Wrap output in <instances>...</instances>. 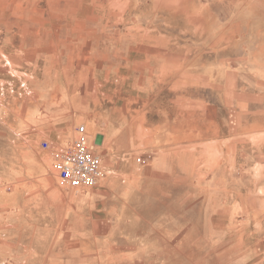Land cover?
<instances>
[{
    "label": "rangeland",
    "instance_id": "obj_1",
    "mask_svg": "<svg viewBox=\"0 0 264 264\" xmlns=\"http://www.w3.org/2000/svg\"><path fill=\"white\" fill-rule=\"evenodd\" d=\"M92 120L76 189L54 154ZM170 120L200 184L156 174ZM0 264H264V0H0Z\"/></svg>",
    "mask_w": 264,
    "mask_h": 264
},
{
    "label": "crops",
    "instance_id": "obj_2",
    "mask_svg": "<svg viewBox=\"0 0 264 264\" xmlns=\"http://www.w3.org/2000/svg\"><path fill=\"white\" fill-rule=\"evenodd\" d=\"M174 111V118H177V116L180 114L178 112H176V110ZM63 117L59 118V123L62 122ZM61 119V120H60ZM41 121H39L36 116L33 120V122L30 124V126H34L33 128H41ZM127 122V120H125L124 118L120 117L119 119H117V121L115 122V126L113 127V134L112 136L114 137V139H122L125 136H127L126 134V129L123 128V125ZM58 123V122H57ZM74 125V124H73ZM87 125V124H86ZM88 127V131L91 137V140L94 142L92 134L90 133V129L92 131H95V129L97 128L99 131V136L104 137L103 134H101L102 132L106 131V125L104 126V123L101 120H95V121H91L89 122V124L87 125ZM78 128V127H77ZM77 128L75 127V134L70 133L69 138L72 141V144L68 147L66 141H64L61 146H63V152H66L68 150L71 149V147L73 146L76 136H77ZM131 131H134V128H131ZM138 130V129H137ZM193 133V132H192ZM164 135L162 136L163 139L159 142V143H155L154 141H149L146 139V142H144L147 146V149L149 150L150 153L154 152V149L157 147L158 144H160L159 148L161 149V153L160 155L156 156L154 158V162L158 161L157 163V167H155L157 169L156 174H161L164 177H169L171 179H178L180 181L183 180H191L197 184H200L197 182V177L195 176V173H197V168L194 167V172L193 174H186L185 172H182L181 170H186L189 169L190 167L186 165V162L182 161L185 159L186 153H182L181 151H178L179 149H181V147L183 146H187V145H191V144H195L193 141H189L187 142V131L184 130V128H180L176 122H172V120H170L169 122V129L167 131H165L163 133ZM200 134V133H199ZM46 136L50 139H54L56 140V142L60 145V140L61 137L58 135L56 137V135L52 132V130H46ZM131 136H134L133 133L131 134ZM148 136V135H147ZM136 137H139L138 135ZM149 138V137H148ZM67 140V138L65 137L64 140ZM102 139V138H101ZM154 139V138H153ZM46 141V140H45ZM48 142V141H47ZM105 142V140L103 141ZM150 143H151V147H150ZM154 154V153H153ZM152 158V156H151ZM182 161V162H181ZM183 178V179H180ZM102 181V180H101ZM100 181V182H101ZM99 182V184H100ZM40 198H45V201H51V202H56V201H65V202H70L68 199H65L64 195L59 196L58 194L56 195H51V194H39L38 195ZM60 198V199H59ZM44 201V200H43ZM94 202H99V199H83L81 201V203H75L71 206H73V208H75V210L78 212H80V207L85 209L86 211H81V212H87V214L89 213L90 209L93 208L95 209V205ZM80 212V213H81Z\"/></svg>",
    "mask_w": 264,
    "mask_h": 264
},
{
    "label": "built area",
    "instance_id": "obj_3",
    "mask_svg": "<svg viewBox=\"0 0 264 264\" xmlns=\"http://www.w3.org/2000/svg\"><path fill=\"white\" fill-rule=\"evenodd\" d=\"M42 148L51 150L49 142L44 141ZM58 163L59 177L76 189L94 187L105 177L102 157L96 151V144L91 140L88 127L81 124L77 128V136L70 150L54 154ZM151 156L139 157V163H145Z\"/></svg>",
    "mask_w": 264,
    "mask_h": 264
}]
</instances>
